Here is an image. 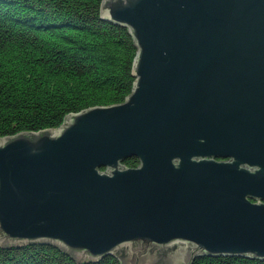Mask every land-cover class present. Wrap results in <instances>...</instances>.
I'll return each instance as SVG.
<instances>
[{"label":"water","instance_id":"95a60500","mask_svg":"<svg viewBox=\"0 0 264 264\" xmlns=\"http://www.w3.org/2000/svg\"><path fill=\"white\" fill-rule=\"evenodd\" d=\"M100 18L133 40V87L0 137V249L264 259V0H101Z\"/></svg>","mask_w":264,"mask_h":264},{"label":"trees","instance_id":"16d2710c","mask_svg":"<svg viewBox=\"0 0 264 264\" xmlns=\"http://www.w3.org/2000/svg\"><path fill=\"white\" fill-rule=\"evenodd\" d=\"M101 0H0V137L60 125L69 113L124 101L136 48L127 29L100 18ZM138 165L135 157L122 163ZM0 264L77 263L55 246L0 249ZM191 264H264L247 256H202Z\"/></svg>","mask_w":264,"mask_h":264}]
</instances>
